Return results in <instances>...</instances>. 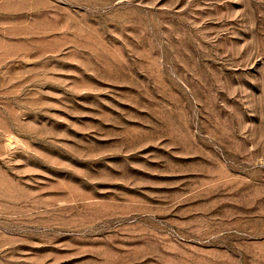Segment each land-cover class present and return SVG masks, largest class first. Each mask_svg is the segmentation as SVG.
I'll use <instances>...</instances> for the list:
<instances>
[{
    "label": "rangeland",
    "instance_id": "1",
    "mask_svg": "<svg viewBox=\"0 0 264 264\" xmlns=\"http://www.w3.org/2000/svg\"><path fill=\"white\" fill-rule=\"evenodd\" d=\"M0 264H264V0H0Z\"/></svg>",
    "mask_w": 264,
    "mask_h": 264
}]
</instances>
